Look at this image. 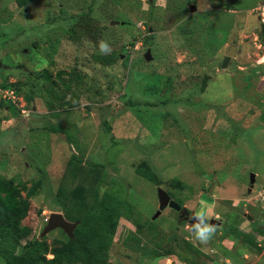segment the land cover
Returning a JSON list of instances; mask_svg holds the SVG:
<instances>
[{
	"label": "rangeland",
	"instance_id": "374dc122",
	"mask_svg": "<svg viewBox=\"0 0 264 264\" xmlns=\"http://www.w3.org/2000/svg\"><path fill=\"white\" fill-rule=\"evenodd\" d=\"M263 19L264 0H0V81L10 93L0 94V175L42 180L23 221L32 237L64 214L60 185L84 184L130 199L160 231L141 234L122 218L109 264H264ZM73 154L81 163L66 176ZM142 162L160 185L137 174ZM159 187L189 211L207 204L209 221H221L208 243L173 208L154 218ZM227 223L257 245L227 235ZM128 236L138 241L128 246ZM25 244L0 226V264H17ZM145 245L161 256H145Z\"/></svg>",
	"mask_w": 264,
	"mask_h": 264
},
{
	"label": "trees",
	"instance_id": "16d2710c",
	"mask_svg": "<svg viewBox=\"0 0 264 264\" xmlns=\"http://www.w3.org/2000/svg\"><path fill=\"white\" fill-rule=\"evenodd\" d=\"M19 4L24 7L26 0H19ZM259 38L264 46V29L260 32ZM0 87L6 89L4 80L0 81ZM27 99L29 103L32 102L31 97ZM56 131L62 130L58 128ZM79 163L81 160L73 154L69 165L74 169L66 176L76 175ZM136 172L157 185L161 184L160 178L147 162L140 163ZM42 184V180L39 179L28 187L22 181L0 175V226L8 225L16 241H26L19 252L17 264H109V253L122 218L133 222L141 234L144 232L143 228L147 226L150 232L148 234L156 236L160 233L153 220L143 221L130 199H121L101 188H94L91 192L84 184H78L71 191L65 190L64 185H60L57 192L58 207L62 209L68 221L77 222L73 236L69 237L58 228L63 237L55 238L52 242L48 241L47 235L41 238L32 237L33 228L23 221L31 210V199L38 194ZM171 186L179 192L186 188V184L179 178H174ZM173 193L172 190L169 191L172 196ZM261 231L264 233L263 230ZM224 232L241 238L251 245H257L255 239L234 224L227 223ZM132 241H138L137 237L125 238V244L128 246ZM185 243L189 249H193L190 242L185 241ZM143 251L145 256L151 258L162 254L160 249L147 245L143 246ZM49 255L53 257L49 258Z\"/></svg>",
	"mask_w": 264,
	"mask_h": 264
},
{
	"label": "water",
	"instance_id": "95a60500",
	"mask_svg": "<svg viewBox=\"0 0 264 264\" xmlns=\"http://www.w3.org/2000/svg\"><path fill=\"white\" fill-rule=\"evenodd\" d=\"M191 9L194 11L196 9L195 6H191ZM115 23V22H113ZM146 59L150 60L151 59V52L148 51V53L146 54ZM230 57H226L224 62H223V67H226L228 64ZM2 65V64H0ZM255 182V174L251 175V185L253 186ZM158 199H159V209L156 212L154 218H157L163 210H165L166 208L170 207L175 209L176 211L181 212L183 210L187 212V214L190 216L189 217V222L191 224H194V221L191 219L193 213L195 212H190L189 210H187V208L181 206L179 203H177L175 200H173L171 198V195L164 190L162 187L158 188ZM211 224L213 225H221V221L217 220V219H211L209 221ZM77 226V222H71L68 221L66 219V217L64 216V214L62 213H58V212H53L50 215V218L48 219L47 225L44 228V231L42 232V237H44L45 235H47L49 232H51L52 230L55 229H62L69 237L73 236V232L74 229Z\"/></svg>",
	"mask_w": 264,
	"mask_h": 264
},
{
	"label": "clouds",
	"instance_id": "9594fccd",
	"mask_svg": "<svg viewBox=\"0 0 264 264\" xmlns=\"http://www.w3.org/2000/svg\"><path fill=\"white\" fill-rule=\"evenodd\" d=\"M99 49L101 54H108L111 50L108 42L104 40L99 42ZM207 209V204L201 201L200 209L193 213L191 217L194 221L193 235L195 239L202 244L208 243L216 233V226L209 222Z\"/></svg>",
	"mask_w": 264,
	"mask_h": 264
},
{
	"label": "flooded vegetation",
	"instance_id": "af4514ba",
	"mask_svg": "<svg viewBox=\"0 0 264 264\" xmlns=\"http://www.w3.org/2000/svg\"><path fill=\"white\" fill-rule=\"evenodd\" d=\"M171 198H172V197H171ZM172 199H173V198H172ZM183 207H185V206H183ZM185 208H186V207H185ZM187 210H188V209H187ZM177 212H178V215H179V218H180V219H183V220L189 222V217H190V216L187 214L186 211L183 212V210H182L181 212H179V211H177ZM190 212H193V211H190ZM259 227H260L261 230L264 231V224L259 225Z\"/></svg>",
	"mask_w": 264,
	"mask_h": 264
},
{
	"label": "built area",
	"instance_id": "2783aa9c",
	"mask_svg": "<svg viewBox=\"0 0 264 264\" xmlns=\"http://www.w3.org/2000/svg\"><path fill=\"white\" fill-rule=\"evenodd\" d=\"M263 21H264V19H263ZM0 94H1V95H2V94H5V96L10 95V93H8L7 90H4V89H2V88H0ZM11 94H13V92H12ZM13 97H14V96H13Z\"/></svg>",
	"mask_w": 264,
	"mask_h": 264
}]
</instances>
